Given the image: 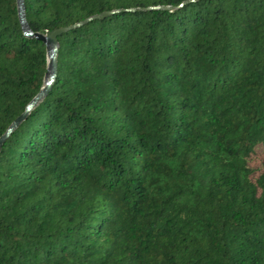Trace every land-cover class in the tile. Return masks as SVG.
Here are the masks:
<instances>
[{
  "label": "trees",
  "instance_id": "obj_1",
  "mask_svg": "<svg viewBox=\"0 0 264 264\" xmlns=\"http://www.w3.org/2000/svg\"><path fill=\"white\" fill-rule=\"evenodd\" d=\"M58 37L0 148V264H264V0H23ZM45 46L0 0V136Z\"/></svg>",
  "mask_w": 264,
  "mask_h": 264
},
{
  "label": "water",
  "instance_id": "obj_2",
  "mask_svg": "<svg viewBox=\"0 0 264 264\" xmlns=\"http://www.w3.org/2000/svg\"><path fill=\"white\" fill-rule=\"evenodd\" d=\"M17 13L20 25L22 27L25 35L33 37L38 41L42 42L45 46L47 66L46 72L43 80V87L40 89L38 94L27 104L24 112L17 117L7 128L5 133L0 136V148L5 142V140L10 136L11 133L18 127V125L27 118L29 113L37 106V104L47 95L50 90L51 85L55 79L56 75V57L58 52V37L64 31V29H59L46 34H34L30 31L25 17V8L23 0H16Z\"/></svg>",
  "mask_w": 264,
  "mask_h": 264
},
{
  "label": "rangeland",
  "instance_id": "obj_3",
  "mask_svg": "<svg viewBox=\"0 0 264 264\" xmlns=\"http://www.w3.org/2000/svg\"><path fill=\"white\" fill-rule=\"evenodd\" d=\"M249 164L257 171V175L264 173V151L261 149L259 155L252 158Z\"/></svg>",
  "mask_w": 264,
  "mask_h": 264
}]
</instances>
